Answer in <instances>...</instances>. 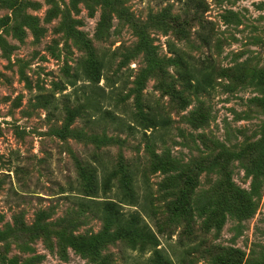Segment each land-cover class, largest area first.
Wrapping results in <instances>:
<instances>
[{"label":"rangeland","instance_id":"374dc122","mask_svg":"<svg viewBox=\"0 0 264 264\" xmlns=\"http://www.w3.org/2000/svg\"><path fill=\"white\" fill-rule=\"evenodd\" d=\"M205 2L0 0V261L144 264L150 252L127 247L132 231L79 197L100 159L113 185L100 196L129 193L126 164L137 166V191L155 209L147 221L173 264H264V188L244 216L224 204L221 183L225 158L233 184L249 189L247 162L231 154L264 134V0ZM169 42L211 63L212 92L189 91ZM116 102L119 125L104 113ZM148 106L169 117L166 129L127 126Z\"/></svg>","mask_w":264,"mask_h":264},{"label":"trees","instance_id":"16d2710c","mask_svg":"<svg viewBox=\"0 0 264 264\" xmlns=\"http://www.w3.org/2000/svg\"><path fill=\"white\" fill-rule=\"evenodd\" d=\"M188 1L200 10L207 9L205 0ZM145 44L146 43H143V45ZM168 47L169 50L179 56V58L183 59L185 57L186 59V68L183 72V75L185 76L184 80L187 84L189 91L208 94L215 89V85L213 82L214 69L211 63L195 58L190 54H186L171 42L168 43ZM99 63V66H102L104 68L105 63L102 61H99ZM88 78L92 79L93 81V78H91L90 76H88ZM98 78L99 76L95 80L97 81ZM102 99L107 101L106 105L111 106L113 100L111 96H104V98ZM113 105V109L106 108L104 113L107 114V117L110 119L112 124L119 125V123H122L123 118L122 116L116 113L118 107L117 102ZM93 108L95 112L97 110L100 111L101 109L98 107ZM154 109L155 108L149 106L146 112H143L141 109H139L138 111H142L143 114L140 113L139 115L137 113H133L131 118L133 119L132 123L135 122V124L127 126H129L130 129L137 126H141L144 129L152 128V130L166 129L169 124V117L161 116V118L159 119L156 118ZM123 112H126V110L123 109L122 113ZM124 126L125 123L120 124L121 128ZM146 137L149 141L154 138L152 132L149 133V135H146ZM259 144V147L255 148V150L245 148L241 150V152H234L233 154H231L232 157L237 156L241 159H245V161L247 162L246 174L250 175L251 177L249 189L240 188V186H236L235 184H233V181L230 180L229 173L226 171L228 160L223 158L224 160L221 162V172L222 177L224 178L221 183L223 189L228 192V195H222L224 204H228L229 201L227 199V196H229V198L232 199V204L234 205L235 209L240 210L244 216L250 214L251 212H254L255 207H253L252 198L255 197L259 199L263 196L264 134L261 136ZM221 147L225 148L223 145H221ZM223 153L228 154L226 150L222 149L221 152L218 153V158L221 157ZM218 158H215L212 161L214 165H216L215 161H217ZM173 161L171 159L169 164L173 167L172 169L177 170L179 164L175 163L177 161ZM97 165L98 166H96L94 171L88 174L87 176L89 183H81L76 188L81 195L85 196H79L81 197V200L83 201L84 205L96 215L105 218L106 221L114 223L116 225H124L126 226L127 230L132 231V235L135 236V239L133 240V244L131 245L130 243L127 247L137 250L140 254L150 252L146 259H144V264H173L172 258L167 249L160 246V240L158 238L157 232L151 228V225L147 221V219L151 221L154 219L155 209L152 205L150 198H148L149 195L147 194V192H144L141 196L140 193L137 191L139 173V169L135 168L137 166L126 164L127 171L125 175L128 180V190L130 192L126 194L118 192L113 197H110L100 196L98 194L100 190H102L103 194L107 193V190H110L113 186L111 184V176H108L110 168L105 167L104 163L100 159H98ZM99 173H102L103 175V179H101V182L98 179ZM184 178L185 184H191L189 176L185 175ZM89 196L91 197L86 198ZM192 199L194 198L192 197ZM194 201L195 204H197V206L195 207L196 210L202 211L205 208L203 204L198 205V202L195 199ZM147 202L150 204V211L148 210L149 208L146 207ZM182 204L183 203L181 199L175 200L170 203V210L173 211L174 215L178 216V214H180L178 213V211L180 210V206ZM123 205L133 206L134 209H124L125 207ZM183 241L181 240V238H179L177 242L178 244H180V246H184L185 244L183 243ZM234 251L238 253L239 249H235ZM171 253L177 260H180L182 258L184 259V257L188 254L187 251L183 250L180 254H176L173 251ZM239 262L240 260L235 262L234 257H230L229 259L225 260L224 264H238ZM4 263L5 261H0V264ZM125 264L128 263L126 262Z\"/></svg>","mask_w":264,"mask_h":264}]
</instances>
